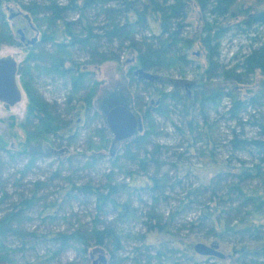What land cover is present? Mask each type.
Segmentation results:
<instances>
[{
  "label": "trees",
  "instance_id": "obj_1",
  "mask_svg": "<svg viewBox=\"0 0 264 264\" xmlns=\"http://www.w3.org/2000/svg\"><path fill=\"white\" fill-rule=\"evenodd\" d=\"M190 1L194 2L202 16H208L211 19L225 18L234 13L233 7L237 2V0H66L63 3L57 0H34L24 3L20 0H0V46L2 44H20L12 32L8 21L9 17L5 16L4 3L20 4L21 8L30 14L40 27L43 25L48 28L52 26L56 28V31L53 32H48L49 30L46 29L40 31V39H37L31 46V51L18 68V74L21 76L22 85L27 95L25 118L22 122L27 137L26 142L30 143L33 140L37 142V140L55 137L51 143L56 145L57 137H59L66 141L67 145L54 154L60 155L63 152L66 156L65 153H69V145L76 137L75 127L80 126L79 122H81L82 116L85 125L92 124L94 120L102 122L98 127L99 130L96 127L93 128L94 134L97 135L99 131L103 130L105 133L108 131L104 112L116 103H122L112 100L109 105L105 104L104 109L98 108L94 86L87 87L89 80L87 76L92 74L86 69L88 65L101 64L107 60L118 61L122 57L123 51L127 50L135 54V67L159 76L173 74V72L181 76L184 69L190 64L187 52L194 41L185 34V19ZM239 10H242V18L235 23L236 25H242L245 29L264 27V8L246 7ZM90 11H97L98 18L101 17L97 21L99 24L96 19L91 21ZM71 14H76L77 17L69 19ZM57 22H61V35L67 40L55 43L56 47L49 51L46 49L47 43L55 42V32L58 33V30L61 29ZM215 29L217 27L208 21L205 22L202 29L200 39L207 46L208 52L207 65L202 70L200 79L219 78L242 83L256 71L264 76V42L243 54L241 59L230 69L216 65L219 53L215 49L218 47L217 43L212 46L211 42L216 41L220 34L219 30ZM113 44H116L115 50H111ZM71 49L81 51L85 61L81 64L74 63L73 67L66 66V62L72 61L70 59ZM35 62L48 64V67L46 65L42 67L44 74L59 77L68 76L71 93L65 99L64 109L60 110V105L56 101L48 102L34 87L29 65ZM128 75L130 87L135 85L144 93L150 91L153 96L145 101L144 98H140L136 92L132 91L131 108L141 113L144 126L140 132L121 142L124 145V153L114 157V166L120 162V159L129 161L144 171L147 170L148 165L154 166L156 170L162 165L158 159L162 147L153 142L154 136L159 134V131H155L154 116L164 115L167 112V102L172 101L173 104L182 106L185 110L184 115L187 117L191 113L188 110L189 107L193 108L198 100L201 108L209 100L215 103L217 97H230L229 100L231 99L230 102L233 103L231 112L252 101V98L235 99L232 92L223 93L219 89L216 91V97L215 94L206 97L194 91L190 98L188 94L181 93L182 91L178 87L166 91V85L174 86L170 80L166 81L167 83L160 81L163 88H159L156 87L157 84H160L157 80L144 79L134 72H130ZM81 90H83V94L80 97L77 96L73 101L74 95ZM62 110H66L71 115L68 121L63 122ZM203 119V122L206 123V117ZM75 121L78 124L73 127ZM186 122L189 133H193L195 129L192 125L193 119H188ZM101 136H104V132ZM183 137L189 143L191 142L190 135ZM86 142L91 148V139H87ZM111 143L114 145V141ZM57 145L62 146L61 144ZM228 145L231 152L240 150L247 152L251 157L248 164L252 163L255 158H258L260 162L256 165L253 164L254 166H247L244 159H238L241 163L238 169L218 170L208 182L185 189V195L179 202L176 212L179 209L198 208L199 214L195 215L194 219L176 226L174 223L176 215H167L165 219L162 215H148L147 220L143 223L148 232L170 233L177 236L178 233L171 231L172 226L176 232L188 230L191 233H197L196 235L201 236L200 238H212L218 243L232 239L234 246L236 244L240 246L237 250L239 257L236 261L238 264H264V188L260 190L248 187V182L259 180L262 176L259 165L264 163V141L260 138L239 137L238 134H233ZM21 149L12 153L0 136V153L9 154L10 159L14 158L16 154L19 157L27 156V162H29L30 159L40 155H33L34 153H31V150L26 149L25 146ZM254 149L257 154L253 152ZM95 154L93 151L90 152V162L99 157ZM230 154V157L234 156L233 153ZM79 155L84 156V153H79ZM170 181L171 178L168 175L165 177L155 171L149 177V183L138 188L144 191L151 200V208H155L160 201L168 199L166 195L168 189L172 190L176 185L181 186L180 176L177 177V180H173V183ZM169 183L171 185H168ZM35 186L36 189L32 190L29 197H21L8 211L0 214V262L13 263V255L22 251L29 240L34 241L38 238L45 242L49 241L54 247V250L51 252L48 250L46 253L50 254V258L60 255L61 251L74 245L82 253H86L91 243L105 247L111 244L115 249L119 247L124 233L120 226L127 221L133 209L132 203L127 200L121 202L115 197L124 185L111 184L110 181L97 187L88 183L80 186L72 184L69 192L77 191L94 197L96 208L104 209L107 213H116L115 219L110 222L95 219L92 221L93 225L90 229H83V226L80 225L65 231L53 232L47 237L33 231L27 232L22 228L26 219L28 220L26 212L36 207L41 200L35 195L36 191L41 189V185L36 182ZM44 217L56 218L50 213L45 214ZM192 238L189 241H185L183 237H178L177 240L173 238L176 245L171 248H168L165 243H160L153 254L150 253L152 251L147 246H145L144 252L140 247H134L132 250L135 255L132 256L133 264H200L194 259L197 255L193 253ZM13 239L20 240L21 246L17 249L9 244V241ZM138 239L144 241V234L138 236ZM177 253L181 257H176ZM45 256L43 255L41 260L46 258ZM185 256H187L186 260ZM189 259H193V262L186 263Z\"/></svg>",
  "mask_w": 264,
  "mask_h": 264
},
{
  "label": "rangeland",
  "instance_id": "obj_2",
  "mask_svg": "<svg viewBox=\"0 0 264 264\" xmlns=\"http://www.w3.org/2000/svg\"><path fill=\"white\" fill-rule=\"evenodd\" d=\"M20 1L28 3L34 0ZM57 1L64 3L66 0ZM246 7L262 9L264 8V0H237L233 7L234 13L225 18L216 19L202 16L198 7L193 1H190L185 19V34L194 40L192 47L187 52L190 64L184 69L181 76L174 74V72L173 74L158 75L159 80L157 79V81L159 83L160 81H172L174 86L166 85V91L178 87L181 89V93L188 94L190 98H192L194 91L206 97L214 94L216 97V91L219 89L223 93L232 92L235 99L252 98V101L247 102L243 107L233 109L231 112L233 103L231 104L230 97H217L215 103L209 100L201 108L198 100V103L193 105L194 109L189 107L188 110L191 113L187 117L184 115L185 110L182 106L175 105L172 101L167 102V112L164 115L154 116L155 131H159V134L154 136L153 142L162 147L159 153L160 157H158L162 165L157 170L154 166L148 165L147 170L144 171L139 169L137 165L123 159H120V162L114 166V157L124 153L122 141L114 142L113 145L111 143L113 137L109 130L106 133L103 130L99 131L97 135L94 134L93 128L96 127L99 130L98 127L102 122L94 120L92 124L85 125L83 116L79 122V127H75L78 123L77 121L74 122L76 137L69 145V153H65L66 156L63 152L60 155L54 154L67 145L66 141L59 137H57L56 143L61 144V147L51 143L55 137L37 140V142L33 140V142L27 143L26 133L22 127L27 95L22 85L21 76H18L17 81L19 87L22 88V98L13 106L0 103V136L12 153L22 150L21 148L25 146L26 149L31 150V153H34L33 155H40L27 162V156L19 157L15 154L14 158L10 159L9 154L0 153V214L8 211L21 197H29L32 190L36 189V182L41 185V189H38L35 195L41 200L36 207L25 214L28 220L26 219L22 228L27 232L33 231L47 237L53 232L65 231L80 225L83 226V229H90L93 225L92 221L95 219L107 222L115 219L116 213H107L104 209L96 208L94 197L82 192H69L72 184L80 186L88 183L97 187L110 181L111 184L124 185L115 197L121 202L127 200L132 203L133 209L127 221L120 226L124 233L120 245L116 249L111 244L105 247L91 243L86 253H82L74 245L61 251L60 255L50 258V254L46 253L48 250L50 252L54 250V247L49 241L45 242L38 238L34 241L29 240L22 251L14 254L11 264H94L95 262V264H100L101 255L105 257V264H133L132 256L135 255H133L132 250L134 247H140L141 251L144 252V248L147 246L152 251L150 253L153 254L160 243L167 244L168 248L175 247L174 240H177L178 237H183L185 241H189L193 237L192 248L198 242L207 245L216 244L218 250L225 255L223 259H220L201 256L193 251L197 255L194 259L200 264H238L236 261L239 257L237 250L240 246L238 244L234 246L232 239L218 243L212 238H200L201 236L196 235L197 233H191L188 230L176 232L172 226L171 231L178 233L177 236L170 233L148 232L143 222L147 220L148 215H162L163 219L167 215H176L174 219L176 226L194 219L195 215L199 214L198 208L179 209L176 212L179 202L185 195V189L208 182L218 170L232 171L238 169L241 164L238 159H244L247 166H254L260 162L258 158H255L252 163L248 164L251 161L249 154L242 150L231 152L228 141L233 134H238L239 137L260 138L264 141V76L256 71L242 83L219 78L200 79L201 72L207 65L208 48L200 39L206 21L213 23V26L217 27L215 30H219L220 37L216 41H212L211 45L215 46L217 43L218 49L215 50L218 51L219 57L216 65L221 68L230 69L241 59L243 54L264 42V27L245 29L242 25L235 24L242 18V10L239 9ZM3 9L6 18L15 14L8 21L17 41L20 39L18 30L21 28H25V36L28 40L33 38L39 40L40 31H44V29L49 30L48 32L56 31L53 26L48 28L41 25L40 27L38 22L21 8L20 4L4 3ZM76 17V14H71L69 19ZM89 18L91 21L96 19V22L101 19V17L98 18L97 11H90ZM57 24L61 29L58 30V33L55 32L54 41H56L47 43L46 49L49 51L56 47L55 43L66 42L67 40L61 35V22H57ZM97 24L99 23L97 22ZM115 48L116 44H113L111 50H115ZM31 49L30 45L25 46L23 43L18 45L2 44L0 46V58L22 62ZM84 58L81 51L71 49L70 59L72 61L66 62L65 65L73 67L77 63H83ZM135 62V54L124 50L118 61L107 60L101 64L88 65L86 69L92 74L87 76L89 78L87 87L94 86L98 108H103L105 104L109 105L112 100L122 103L141 119L143 127L144 121L141 113L131 108L132 91L136 92L140 98H144L145 101L153 95L150 91L142 92L135 85L130 87L128 73L134 72L138 68L135 67ZM45 65L48 67V64L41 62L29 65L31 69L28 68L32 74L31 81L48 102L56 101L60 105V110L64 109L65 99L71 93L70 80L68 76L59 77L44 74L42 67ZM156 87L163 88V85L160 83ZM77 94L74 95L73 101L76 100L77 96L80 97L83 94V90ZM62 112L63 122L68 121L71 115L66 110H62ZM204 117H206V123L203 122ZM188 119H193L192 125L195 128L193 133H189L187 128L186 121ZM103 132L104 136H101ZM181 133L185 136L190 135L191 142L189 143ZM87 139H91V148L88 147ZM91 151L99 156L93 162H90L91 159L89 158ZM253 152L257 154L256 149ZM79 153H84V156L79 155ZM230 153H233L234 156L230 157ZM259 166L262 176L259 180L248 182L249 189L259 188L261 190L264 188V163H260ZM154 170L158 171L159 175L163 174L165 177L168 175L171 178L170 183H173V180H177V177L180 176L181 186L176 185L172 190L168 189L166 192L168 199L160 201L155 208H151V200L144 191L138 188L149 183V177L155 173ZM129 172L132 174H128ZM170 183L168 185H171ZM47 213L55 215L56 218L44 217ZM141 234L145 236L144 241L138 239ZM173 238L175 239L172 240ZM9 242L11 247H15V249L21 246L20 240L13 239ZM95 247L102 248L103 252H93ZM43 255H46V258L41 260ZM178 256L181 257L179 253L176 254V257ZM186 259L187 256H185ZM192 262L193 259L186 261V263ZM0 264L10 263L0 262Z\"/></svg>",
  "mask_w": 264,
  "mask_h": 264
},
{
  "label": "water",
  "instance_id": "obj_3",
  "mask_svg": "<svg viewBox=\"0 0 264 264\" xmlns=\"http://www.w3.org/2000/svg\"><path fill=\"white\" fill-rule=\"evenodd\" d=\"M14 16L15 14H11L9 19H12ZM18 33L20 34V42H25L26 45L34 44L37 40L36 38L31 40L25 39L22 29H19ZM18 65L19 62L13 59L0 58V103L6 106H13L22 98V88L19 87L17 81ZM134 74H139L144 79H158V75L146 72L141 68H137ZM105 122L114 142L131 138L142 130L141 119L124 104H115L106 110ZM193 250L196 254L201 256H211L220 259L225 257V255L218 250V245L216 244L207 245L198 242L193 245ZM95 251L102 253L103 249L95 247L93 252ZM99 260L101 262L100 264H105V257L103 255L100 256Z\"/></svg>",
  "mask_w": 264,
  "mask_h": 264
},
{
  "label": "flooded vegetation",
  "instance_id": "obj_4",
  "mask_svg": "<svg viewBox=\"0 0 264 264\" xmlns=\"http://www.w3.org/2000/svg\"><path fill=\"white\" fill-rule=\"evenodd\" d=\"M21 29H22V31L24 32V37H25V39H26V36H25V28H21ZM19 43H21V42H20V39H19ZM23 44H24L25 46H27L25 42H23ZM29 45L32 46L33 44H29ZM20 64H21V62H19L18 68H19ZM17 72H18V71H17ZM18 76H19V74H18ZM105 112H106V111H105ZM105 112H104V113H105Z\"/></svg>",
  "mask_w": 264,
  "mask_h": 264
}]
</instances>
